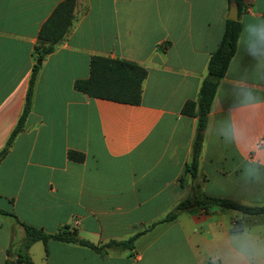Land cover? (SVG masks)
Instances as JSON below:
<instances>
[{"label":"crops","instance_id":"1","mask_svg":"<svg viewBox=\"0 0 264 264\" xmlns=\"http://www.w3.org/2000/svg\"><path fill=\"white\" fill-rule=\"evenodd\" d=\"M61 1L0 0V264H15L21 223L48 233L67 225L95 245L137 234L132 247L105 252L37 240L28 248L33 264H230L228 248L245 230L264 240V213L211 205L161 221L194 183L209 196L264 204V0L242 1L194 181L185 164L196 117L181 107L197 99L227 0H75L69 28L40 57L48 42L38 31ZM94 56L146 69L139 103L75 88ZM32 75L22 127L2 153ZM70 150L83 160L68 158Z\"/></svg>","mask_w":264,"mask_h":264},{"label":"trees","instance_id":"2","mask_svg":"<svg viewBox=\"0 0 264 264\" xmlns=\"http://www.w3.org/2000/svg\"><path fill=\"white\" fill-rule=\"evenodd\" d=\"M243 0H227L228 7L231 3L237 6L236 19L226 18L222 37L214 51L209 55L207 61V74L202 79L196 100H186L181 113L195 116L196 127L192 142V152L190 160L185 164V172L188 173L194 181L197 176L198 161L201 153L204 131L207 125L208 112L220 78L224 75L230 59L236 50L237 39L241 30L240 13L242 11ZM75 0L61 1L51 12L49 17L41 25L38 31V40L48 42L47 46H42L39 50V56L48 52L52 43L59 41L69 28L72 21V10ZM39 46L36 45V49ZM146 76V69L136 62L125 59H111L103 56H94L89 64V76L75 82V88L92 97L104 98L117 102L137 104L140 101L141 85ZM34 75L31 76L26 91L23 110L14 126L6 146L2 149L4 153L10 144L13 136L21 129L23 118L28 111L31 97V90ZM68 158L76 161H82L83 153L70 150L67 153ZM211 205L232 208L246 214L264 213V204L245 205L237 201L209 196L200 190L198 183H194L191 193L180 200L175 207L169 211L161 221H170L187 209L192 207L207 208ZM12 215V214H10ZM25 232V240L16 249L15 264H33L28 254L29 246L37 240L46 242L48 239L73 242L87 245L99 252H105L107 248L117 246L121 248H130L133 245L137 234L129 237L127 240H110L106 243L95 245L91 242L79 238L74 230L69 226H64L54 233H48L40 228L21 223Z\"/></svg>","mask_w":264,"mask_h":264},{"label":"clouds","instance_id":"3","mask_svg":"<svg viewBox=\"0 0 264 264\" xmlns=\"http://www.w3.org/2000/svg\"><path fill=\"white\" fill-rule=\"evenodd\" d=\"M261 35L264 36V28L261 29ZM245 95L252 99L251 92H246ZM261 162L264 163V159ZM228 255L230 264H264V240L254 238L245 230L238 241L228 248Z\"/></svg>","mask_w":264,"mask_h":264},{"label":"water","instance_id":"4","mask_svg":"<svg viewBox=\"0 0 264 264\" xmlns=\"http://www.w3.org/2000/svg\"><path fill=\"white\" fill-rule=\"evenodd\" d=\"M227 17L230 19H236V17H237V6L235 3L230 4ZM37 63H39V61Z\"/></svg>","mask_w":264,"mask_h":264}]
</instances>
